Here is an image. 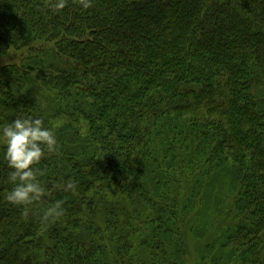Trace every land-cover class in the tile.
Here are the masks:
<instances>
[{"label": "trees", "instance_id": "obj_1", "mask_svg": "<svg viewBox=\"0 0 264 264\" xmlns=\"http://www.w3.org/2000/svg\"><path fill=\"white\" fill-rule=\"evenodd\" d=\"M53 2L0 0V125L55 129L65 212L24 218L0 156V264H264V0Z\"/></svg>", "mask_w": 264, "mask_h": 264}, {"label": "clouds", "instance_id": "obj_2", "mask_svg": "<svg viewBox=\"0 0 264 264\" xmlns=\"http://www.w3.org/2000/svg\"><path fill=\"white\" fill-rule=\"evenodd\" d=\"M92 3L93 0H79L83 9H89ZM66 5L67 0H54L50 8L60 12ZM0 146V156L9 169L7 182L11 185L4 192V200L22 209L24 218L33 217L41 229L62 218L64 201L46 202L49 192L41 180L44 173L38 167L46 154L57 151L55 129L46 126L41 118L21 114L10 123L0 125ZM76 189L75 181L60 185V190L73 195Z\"/></svg>", "mask_w": 264, "mask_h": 264}, {"label": "rangeland", "instance_id": "obj_3", "mask_svg": "<svg viewBox=\"0 0 264 264\" xmlns=\"http://www.w3.org/2000/svg\"><path fill=\"white\" fill-rule=\"evenodd\" d=\"M10 59L8 57L5 58H0V69L3 67V65L5 64V62L10 63Z\"/></svg>", "mask_w": 264, "mask_h": 264}]
</instances>
